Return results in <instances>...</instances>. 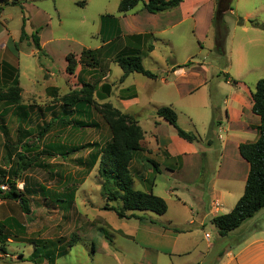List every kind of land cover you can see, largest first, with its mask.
<instances>
[{
    "label": "rangeland",
    "instance_id": "rangeland-1",
    "mask_svg": "<svg viewBox=\"0 0 264 264\" xmlns=\"http://www.w3.org/2000/svg\"><path fill=\"white\" fill-rule=\"evenodd\" d=\"M120 2L121 0L28 1L30 11L38 7L51 14L49 18L47 15L40 18V13L39 17L34 13L33 17L36 22L43 21L40 25L49 27L47 33L56 42L48 48L53 54L52 59L47 58L43 52L36 57L29 56L32 47H28L25 42L20 43L18 48L23 52V72L28 74V78L33 76L36 79L39 76L35 81L42 77L48 79L46 69L43 71L41 68L42 72L37 70L40 59L42 64L54 72L55 82H52L50 93L42 85L35 93L30 92V81L27 82L22 76L24 87L19 82L20 91L10 93V89H7L14 87L13 79L0 94V175L6 174L13 180L12 171H15V154L18 150L26 157V161H32L31 166L22 171L21 181L16 185L20 191L30 190L25 195L29 198L31 213L25 214L18 201L0 200V221L5 223L11 234L4 246L5 251L0 249V264H147L154 260L156 250L168 248L165 241L155 243L153 238L147 239L141 233H131L132 237H127L125 234L137 229L140 221L134 218L120 219L115 212L105 210L106 207H116L119 204L109 202L102 191L100 159L113 136L105 120L106 114L104 115V106L110 103L104 98L101 84L106 82L104 78L110 75V66L116 64L118 58L109 57L100 66L99 63L96 64L92 55L95 52H91L94 51L91 49L102 44L100 37L96 35L101 16H118ZM238 2L242 9L264 5V0ZM55 5L61 9V18L53 11ZM140 7L144 8L143 3L137 8ZM7 13L13 17L11 29L20 35L22 22L25 20L23 16L28 14L21 5L7 8ZM255 19L257 21H252V27H249V36L253 38L250 42L246 35L234 32L235 28L249 26L248 20L232 15L231 11L217 20L221 25L220 31L223 28L227 32L223 54L216 49L218 26L214 24V20L210 33L204 28V19L200 21V33L197 36L187 25L178 29L181 35L187 36L188 43L193 48L186 54L185 47L179 41L175 45L174 55L180 58L191 55L193 60L206 62L210 76L206 91L208 96L210 93L214 97L212 103H216L215 106L219 109L220 101L227 96L230 87H235L233 81L243 82L255 92L257 83L264 79V12L258 11ZM208 34L209 39L206 38ZM198 39L204 48L201 53ZM159 47L161 51L167 48L166 45ZM66 56H72L76 62L74 74L67 71ZM243 57L248 59L249 64L243 65ZM145 65L156 67L154 60L146 61ZM25 67L28 68L27 71ZM117 73H122V70L115 66L112 77ZM227 79L231 84L226 85ZM73 99L80 102L81 106L77 110L65 105ZM45 106L52 108L41 112L40 108ZM150 116L148 112L142 118ZM50 123L49 129L40 136L43 128ZM143 126L148 128L147 121H143ZM212 142V150L206 145L210 152L202 155L203 174L199 184L208 183L212 175L224 165L220 158L221 147L218 140L214 138ZM13 147L16 149H12ZM74 148L82 149L63 157L62 154ZM10 152L12 160L7 157ZM140 157L142 158V152H135L130 163L135 190H152L151 182L154 181L157 185L156 194L166 196L164 191L170 186L176 187V192L183 193L180 189L181 176L172 178L165 170L162 174L155 173L152 180L150 174H147L146 178L150 180L148 185L143 184ZM158 162L163 166L162 161ZM236 183V186L240 185ZM168 200V215L171 216L178 203L175 197H168ZM134 213L143 220H147L148 215L157 219L161 217L151 212ZM262 216L263 219L259 221L263 226L264 214ZM158 227L163 228L162 225ZM195 228L201 231L198 241H207V235L211 237V242L219 238L216 236V227L209 220H206L205 228ZM36 250L38 252L34 254Z\"/></svg>",
    "mask_w": 264,
    "mask_h": 264
},
{
    "label": "crops",
    "instance_id": "crops-1",
    "mask_svg": "<svg viewBox=\"0 0 264 264\" xmlns=\"http://www.w3.org/2000/svg\"><path fill=\"white\" fill-rule=\"evenodd\" d=\"M28 1L20 0L21 6L28 14L25 17L22 15L25 19L22 26L25 23L27 38L21 41V32L18 35L10 27L13 17L7 13V8L13 6H4L0 0V90L7 88L16 78L23 88L22 78L25 77L27 82L30 81V92L37 93L42 85L45 91L50 93L52 82H55L54 72L42 64L40 59L37 70L42 72L41 68L43 71L46 69L48 79L40 77V80L35 81L39 76L36 79L33 76L28 78V74L23 72V52L18 48L20 43L25 42L28 47H32L29 56L36 57L43 52L47 58L52 59L53 54L48 48L56 42L53 36L47 33L49 27L40 25L43 21L36 22L33 17L34 13L40 18L44 15L49 18L51 14L38 7L30 11L31 5ZM238 1L234 0L231 14L243 17L250 25L241 29L235 28L234 32L246 35L250 42L253 38L249 36V27H252V21H257L256 13L264 12V5L242 9ZM138 6L126 14L114 16L117 21H101L96 35L100 37L102 44L91 50L96 52L100 66H103L102 63L109 57L118 58L121 53H138L144 68L157 75V78L150 79L133 73L121 82L123 71L112 77L113 68H120L116 61V64L110 66V75L104 78L106 82L101 84V90L105 93L106 102L131 116L144 131V139L141 141L142 158L140 157L143 169L141 182L148 185L150 178H146V175L150 174L152 180L156 173L144 162L145 158H149L159 165L158 174L165 170L172 178L181 176L180 189L183 193L176 192L177 188L170 186L164 191L166 196L156 194L157 185L154 181L151 182V191L165 199L168 211L158 219L150 215L147 220L138 219L139 227L133 232L129 230L125 235L132 237L131 233H141L147 239L153 238L155 243L165 241L168 248L156 250L154 260L147 264H264V225H260L259 221L263 219L264 209L226 237L219 235L218 228L212 222L215 217L230 213L245 191L250 165L240 156L239 147L241 144L255 143L259 139L258 128L261 119L253 112L254 92L245 83L237 82L220 101L219 109L215 106L216 103H212L214 97L210 93L208 96L206 91L210 77L206 62L193 60L191 55L184 58L174 55L175 45L179 41L185 47L186 54L193 48L189 45L187 36L180 34L178 29L182 26L187 25L197 36L200 33V21L204 19L206 32H211L215 1L183 0L177 8L158 14L147 12L144 4V8H137ZM53 11L61 18V9L57 5ZM33 34L39 38L40 50L33 43ZM206 38L209 39V34ZM212 42L214 43V39ZM198 44L201 53L204 48L199 39ZM161 45H166L165 51H161ZM152 60L156 67H146L145 62ZM241 61L243 65L249 64L248 59L244 57ZM187 64L191 66L183 67ZM27 69L25 67L26 71ZM225 83L231 84L228 79ZM35 93L32 94L35 96ZM163 107L173 109L178 116L179 127L196 135L199 142L190 143L180 138L177 130L157 115V111ZM51 108L52 106H45L40 108V111H49ZM148 112L151 116L142 118ZM143 121H147L148 130L143 126ZM214 138L220 144V158L224 165L212 175L208 183L199 184L203 174L202 155L204 152H210L206 145L212 150ZM158 161H162L163 166ZM236 182L240 185L236 186ZM149 191L147 188V191L143 192ZM168 197H175L178 203L175 213L171 216L168 215ZM206 220L216 227V236L219 238L214 242L210 241L211 237L208 235L207 241H198L201 231L195 227L205 228ZM159 225L163 228H159Z\"/></svg>",
    "mask_w": 264,
    "mask_h": 264
},
{
    "label": "trees",
    "instance_id": "trees-1",
    "mask_svg": "<svg viewBox=\"0 0 264 264\" xmlns=\"http://www.w3.org/2000/svg\"><path fill=\"white\" fill-rule=\"evenodd\" d=\"M4 6L7 5H21L20 0H1ZM216 3L214 24L218 26L216 33V49L223 54V47L226 39V30L221 29L218 19L225 16L233 10L232 4L234 0H214ZM183 0H121L118 11L121 14H126L132 11L140 3L144 4L145 10L150 14H158L167 12L177 8ZM116 20L114 16L106 15L101 17L102 23L106 20ZM264 29V27H263ZM27 38L25 31V23L22 26L21 38L23 41ZM32 40L35 47L40 50L39 38L36 34L32 35ZM94 52V51H91ZM90 51L88 53H91ZM97 64V54L92 53ZM68 61L67 71L70 74L75 73L76 62L72 56H67ZM117 63L123 71L120 79L123 82L129 75L133 73L140 74L150 79L157 78V75L149 70H146L142 64V58L138 53H121L117 59ZM187 64L183 67H189ZM237 83V81H233ZM10 93L20 91L19 80H14V87H9ZM2 95V90L0 91ZM13 101V98H12ZM15 102V101H13ZM65 103L66 106H73L78 109L79 101L73 99ZM253 112L261 119V124L258 128L259 139L255 143L241 144L239 147L240 156L249 163L250 171L245 185L243 196L239 199L234 209L225 215H219L213 219V223L218 228L221 237L228 236L232 231L238 229L247 220L253 218L258 212L264 209V79L257 83L256 91L253 94ZM83 103V102H81ZM106 114L105 120L112 130V141L108 143L102 152L100 159V176L103 180L102 191L109 202L118 203L116 207L105 208V210L113 211L120 219H141L134 214L135 211L152 212L157 215H164L168 211L166 201L156 196L151 190L143 192L134 189V181L130 172V163L133 161L135 152L143 151L141 141L144 139V131L139 124L129 115L124 114L121 110L115 108L111 104L104 106ZM160 118L166 120L176 130L180 138L190 142H198L196 135L188 133L181 129L178 125V116L176 112L168 107L160 108L157 111ZM55 122V120L53 121ZM52 123L48 124L40 133L43 136L49 129ZM83 127V126H81ZM25 149V147H23ZM16 149V148H12ZM82 149V148H81ZM80 148H74L63 155L64 158L71 154L79 152ZM11 151V150H10ZM8 159H13L12 152L7 154ZM17 161L15 163V171L13 180L6 174L0 175V200L1 201H18L21 204L22 210L29 215L31 209L29 207V198L26 197L25 192L17 189L16 185L21 181L22 171H26L30 166V160L26 161V157L22 155L19 150L15 154ZM144 162L149 166V169L159 173V165L149 159L145 158ZM11 168L13 165L9 164ZM11 172V174H12ZM2 186H8V190H3ZM129 212H132L128 215ZM10 231L7 229L4 222L0 221V249L5 251L4 246L10 238ZM38 251L34 254H36ZM33 254V256H34Z\"/></svg>",
    "mask_w": 264,
    "mask_h": 264
},
{
    "label": "built area",
    "instance_id": "built-area-1",
    "mask_svg": "<svg viewBox=\"0 0 264 264\" xmlns=\"http://www.w3.org/2000/svg\"><path fill=\"white\" fill-rule=\"evenodd\" d=\"M2 189L3 190H8V187L7 186H2Z\"/></svg>",
    "mask_w": 264,
    "mask_h": 264
}]
</instances>
